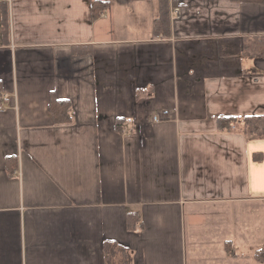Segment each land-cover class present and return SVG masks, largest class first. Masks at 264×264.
<instances>
[{
	"label": "crops",
	"instance_id": "1",
	"mask_svg": "<svg viewBox=\"0 0 264 264\" xmlns=\"http://www.w3.org/2000/svg\"><path fill=\"white\" fill-rule=\"evenodd\" d=\"M92 1L0 0V264H106L107 239L133 264H264V137L221 125L264 115V2L169 0L166 35L158 0Z\"/></svg>",
	"mask_w": 264,
	"mask_h": 264
},
{
	"label": "trees",
	"instance_id": "2",
	"mask_svg": "<svg viewBox=\"0 0 264 264\" xmlns=\"http://www.w3.org/2000/svg\"><path fill=\"white\" fill-rule=\"evenodd\" d=\"M251 1V0H250ZM252 1H259L264 2V0H252ZM92 11L94 18H99L105 13L107 9L111 6V2L107 0H94L92 1ZM159 8H160V16L156 19L154 25L155 32H163L164 34H169L170 30V5L169 0H158ZM245 52L249 55H262L264 56V37L254 38L245 46ZM76 51L80 53H88L90 52V48L85 47H78ZM0 89V95H1ZM68 100L58 99L54 94H52L51 101H50V109L54 119L58 123H65L71 121V113L70 108L71 106ZM123 119L118 118L116 121V129L121 130L124 126L122 125ZM222 126L231 128L232 124L238 123L241 125V130L249 135L264 137V115H249L245 116L241 120H238L235 117H223ZM122 125V127H121ZM13 158V156H9L8 159ZM15 162H17L16 159ZM9 162V161H8ZM9 165V164H8ZM16 166V163H14ZM12 171V170H11ZM138 216L132 212L129 214L128 218V228L133 229L135 224L138 222ZM103 246V253H104V260L106 264H133V252L125 245H122L117 240L114 239H107L104 241ZM255 259L260 262L264 263V245L257 248L254 252Z\"/></svg>",
	"mask_w": 264,
	"mask_h": 264
},
{
	"label": "built area",
	"instance_id": "3",
	"mask_svg": "<svg viewBox=\"0 0 264 264\" xmlns=\"http://www.w3.org/2000/svg\"><path fill=\"white\" fill-rule=\"evenodd\" d=\"M179 14H180V11H179V10H174V15H175V17H178ZM4 109H5V106H4L2 103H0V110H4ZM168 113H170L169 109H164V110L162 109L160 113L153 114V115H154V116H153V121H155V122H159V121L164 120V119L166 118L165 116H167ZM129 121H132V119H130ZM129 131H130V130L127 129V127H125V126H123V127L121 128V132H122L123 134H127V133H129Z\"/></svg>",
	"mask_w": 264,
	"mask_h": 264
}]
</instances>
